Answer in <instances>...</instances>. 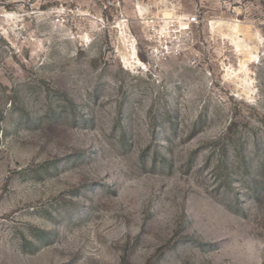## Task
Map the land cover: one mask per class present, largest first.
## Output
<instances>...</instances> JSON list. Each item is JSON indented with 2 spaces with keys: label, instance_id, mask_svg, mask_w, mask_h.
<instances>
[{
  "label": "rangeland",
  "instance_id": "1",
  "mask_svg": "<svg viewBox=\"0 0 264 264\" xmlns=\"http://www.w3.org/2000/svg\"><path fill=\"white\" fill-rule=\"evenodd\" d=\"M0 264H264V0H0Z\"/></svg>",
  "mask_w": 264,
  "mask_h": 264
},
{
  "label": "built area",
  "instance_id": "2",
  "mask_svg": "<svg viewBox=\"0 0 264 264\" xmlns=\"http://www.w3.org/2000/svg\"><path fill=\"white\" fill-rule=\"evenodd\" d=\"M196 23H197L196 16H188L185 19L181 20L180 27H183V31H187L190 29L191 26L195 25Z\"/></svg>",
  "mask_w": 264,
  "mask_h": 264
},
{
  "label": "bare ground",
  "instance_id": "3",
  "mask_svg": "<svg viewBox=\"0 0 264 264\" xmlns=\"http://www.w3.org/2000/svg\"><path fill=\"white\" fill-rule=\"evenodd\" d=\"M235 30V29H234Z\"/></svg>",
  "mask_w": 264,
  "mask_h": 264
}]
</instances>
